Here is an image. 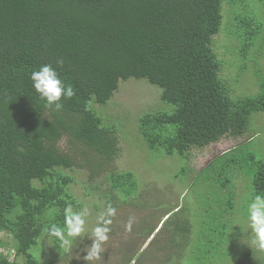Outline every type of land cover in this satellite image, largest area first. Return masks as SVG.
I'll list each match as a JSON object with an SVG mask.
<instances>
[{
  "label": "trees",
  "instance_id": "obj_1",
  "mask_svg": "<svg viewBox=\"0 0 264 264\" xmlns=\"http://www.w3.org/2000/svg\"><path fill=\"white\" fill-rule=\"evenodd\" d=\"M245 1L0 0V233L13 239L10 243L0 237V250L16 252L11 260L0 251V264H18L20 256L28 264L40 259L32 251L42 238L48 239L42 228L63 226L68 203L80 208L66 169L77 166L94 177L112 165L120 151L119 132L104 125L92 104L108 103L129 79L161 88V99L169 106L140 118L139 133L153 153L187 159L194 148L238 140L196 173L198 178L209 172L214 188L206 185L204 190L213 194L195 199L198 206L189 212L197 213L179 217L170 239V248H181L175 237L195 236L183 264L234 260L230 244L242 238L236 220L244 218L236 211L233 178L240 151H247L243 160L251 166L254 193L264 194V160L249 148L252 138L244 137L251 116L264 112V77L259 78V95L233 98L221 76L227 61L217 53L215 38L227 5L235 13L230 34L242 39L240 50L255 45L262 26ZM256 1L264 8V0ZM57 59H63L62 68ZM45 64H52L76 91L59 112L45 108L32 86L31 73ZM184 167L180 176L188 172ZM101 185L108 186L102 194L114 208L139 191L131 171L105 172ZM92 190L98 192L99 185ZM51 241L61 250L58 241Z\"/></svg>",
  "mask_w": 264,
  "mask_h": 264
},
{
  "label": "rangeland",
  "instance_id": "obj_2",
  "mask_svg": "<svg viewBox=\"0 0 264 264\" xmlns=\"http://www.w3.org/2000/svg\"><path fill=\"white\" fill-rule=\"evenodd\" d=\"M245 3L248 5L246 10L255 9V17L262 26L255 45L247 52L245 49L240 50L242 39H235L230 34L235 13L227 5L222 30L215 38L217 53L220 58L227 61L222 65L221 76L230 85L233 98L259 95L262 92L260 84L263 81L259 78L264 77V8H261L256 0H246ZM243 44H245L244 40ZM161 94V88L145 79H129L120 83L119 90L108 103L92 104L93 110L102 117L105 126L118 129L120 151L112 165L107 170H103L100 176L91 177L89 171L77 166L65 170V173L74 179L70 192L81 203L80 208L87 206L90 209L91 215L87 218L88 231L85 237L77 238L71 252L58 250L51 240L42 238L40 245L32 251L40 259H35L32 264H86L82 259L86 253L82 249L90 246L92 242L87 236L91 235L95 227L96 216L108 207V199L102 194L108 186H100V181H104L105 172L109 171L133 172L139 183V191L127 203H121V200H118L120 198L116 199L118 207L115 208L116 216L112 218L109 240L104 245L103 258L95 264L184 263L189 250L188 242L195 240V236L175 237L181 248H170V239L173 235L171 225L181 216L197 213L196 210L189 212L190 207L198 206L194 201L204 197V192H208V195L213 194V190L212 192L204 190L206 185L214 188V182L207 179L209 172L198 178H195L196 173L205 168L216 156L235 147L239 142L227 138L205 149L194 148L187 159L177 154L167 156L153 153L139 133V122L141 116L148 112L168 110L169 106L163 103ZM244 137L252 138L249 148L257 158L264 160V112L254 113L251 116ZM62 143L65 144V141ZM246 156V150L237 154L241 163L233 176L237 193L236 211L240 210L241 217H244L237 216L236 228L242 226L251 231L248 227L247 214L243 215L247 213L250 197L255 194L252 185L253 176L250 174L251 166L243 160ZM183 166L188 168V172L180 176L179 172ZM94 184L99 185V191L95 193L92 190ZM207 197L208 200L210 198L212 201L216 200V197ZM177 208L179 211L176 212ZM170 216L172 219L169 221ZM130 217H134L135 220L131 231H127L126 225ZM234 234L238 235V232ZM0 237L7 242H13L12 237L7 233L1 232ZM154 241L156 243L152 244ZM184 243L185 250L182 249ZM247 244L248 239L243 243L241 237H237L230 244L234 247L235 253H233L234 260L229 264H258V262L264 264V252L251 249ZM0 251L9 255L11 260L15 258L14 248L3 247ZM134 254H137L135 261L129 263ZM21 257L16 258L18 264H28L26 259Z\"/></svg>",
  "mask_w": 264,
  "mask_h": 264
},
{
  "label": "clouds",
  "instance_id": "obj_3",
  "mask_svg": "<svg viewBox=\"0 0 264 264\" xmlns=\"http://www.w3.org/2000/svg\"><path fill=\"white\" fill-rule=\"evenodd\" d=\"M56 65L63 67V59H57ZM30 79L35 91L45 102V108L54 111L63 109V101L70 100L76 95L74 86L67 84L61 79L59 72L52 64L40 66L39 70L31 73ZM247 221L251 233L248 234L244 227H241L242 242L248 239V246L258 252H264V194H253L247 204ZM91 215L90 209L83 206L79 209L74 208L72 203H68L64 208L63 226L55 223L45 225L42 232L49 240L58 241V247L65 252H71L77 238L85 237L87 233V218ZM116 216V209L109 205L106 210L101 211L96 216L95 227L91 231V245L82 249L86 253L82 259L86 264H95L100 261L105 252L104 245L109 240L113 217ZM135 218L130 217L126 225V230L131 231ZM239 226V225H238Z\"/></svg>",
  "mask_w": 264,
  "mask_h": 264
}]
</instances>
